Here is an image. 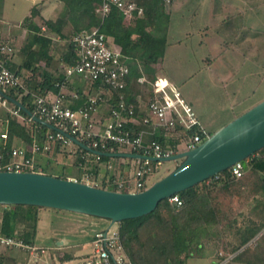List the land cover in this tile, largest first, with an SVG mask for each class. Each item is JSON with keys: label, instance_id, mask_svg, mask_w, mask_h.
Returning a JSON list of instances; mask_svg holds the SVG:
<instances>
[{"label": "trees", "instance_id": "1", "mask_svg": "<svg viewBox=\"0 0 264 264\" xmlns=\"http://www.w3.org/2000/svg\"><path fill=\"white\" fill-rule=\"evenodd\" d=\"M57 1L62 5V9L56 18H44L39 8L34 5L23 20L27 34L21 46L16 51L0 52V59L8 69L15 74L24 75L27 89L24 94L22 89L9 88L5 92L7 97L19 101L34 112L32 94L45 96L49 90L57 94L59 85L64 82L62 67L77 61L74 36L82 30L97 28L125 58L128 73L124 77V85L121 88L112 87L100 79L90 82L80 76H73L72 79H77L76 82L81 84L76 88L78 99L69 106L73 109L82 107L92 92L104 89L103 98L108 105L109 117L110 110L117 108L120 102L132 105L137 117L144 115L148 99L153 95L150 83L157 78L155 70L167 45L169 17L164 9L166 2L126 0L143 9L141 16L134 14L133 18L127 21V17L115 5H112L108 15L101 19L96 10L101 6L102 0ZM8 42L0 38V45ZM61 42L62 48L58 46ZM141 75L147 79L142 84L138 82ZM71 84L72 82H68V85ZM10 105L17 107L11 100ZM20 113L28 117L21 108ZM5 118L7 139L4 147L0 149L3 162L9 159L13 140H19L29 146L34 139L43 142L48 132L56 133L55 130L35 121L26 126L7 112ZM124 126L127 129L130 124L126 123ZM133 129L136 131L137 128ZM190 134H198L201 140L206 138L198 127L182 131V135L187 137ZM152 139L164 147H175L178 143V140L165 137L162 133L154 135ZM64 148L60 142H54L46 155L36 156L35 169L40 168L41 173L62 179L80 178L83 167L88 165L91 166L88 172L92 177L99 173L100 164L86 163L79 153L72 160V164L60 162L56 156L64 154ZM77 149L80 147L77 146ZM99 149L105 152H120L119 147L112 143ZM107 158L109 157L100 156L99 162ZM38 159H45L47 162L55 160L60 162L64 169L71 167L73 173L49 174L44 172V167ZM242 164L244 171L240 177H235L230 167L176 193L171 198L161 200L151 213L118 222L120 240L132 264H186L187 260L193 257L210 259L213 264L227 258L229 259L226 264H264V231L255 238L264 228V147L243 160ZM152 165H155V162H152ZM117 167L121 168L120 165ZM174 197L179 203L172 200ZM0 207L3 208L0 216L1 233L21 238L27 244H34L38 211L44 207ZM16 251L30 256L25 250ZM12 259V263L7 261L4 251H0V264L27 262L24 259L20 261L17 256ZM74 259L71 251L58 255L60 264Z\"/></svg>", "mask_w": 264, "mask_h": 264}, {"label": "built area", "instance_id": "2", "mask_svg": "<svg viewBox=\"0 0 264 264\" xmlns=\"http://www.w3.org/2000/svg\"><path fill=\"white\" fill-rule=\"evenodd\" d=\"M164 1L170 2V0ZM112 5L118 7L126 17H133L134 14L141 16L143 13V9L136 3L126 0H102L96 13L103 19L110 12ZM73 42L76 46L78 59L74 64L63 67L64 82L59 85V92L53 98L32 94L34 103V112L32 113L62 132L55 131V134L48 132L43 142L34 139L29 146H25L22 142L11 146L8 161L3 162V155L0 153V171L41 173L40 168L35 169L36 156L46 155L56 141L64 147H71L69 156L75 158L79 153L81 154L80 158L86 163L100 164L101 155L86 150V152H82L84 149L81 147L78 150V145L65 136L64 133H67L93 150L105 152L99 148H105L106 145L112 143L118 147L129 148L130 151L126 152L142 156L132 158L134 167L127 171L122 167L115 171L118 165L108 162L105 171L100 169L95 177H92L88 172V169L91 168L88 165L83 167L84 171L80 178L69 177L68 179L103 189L105 188L100 187L101 183L110 184L115 187L114 191L118 192H140L146 188L147 178L156 171V167L162 162L151 158L171 156L192 149L203 141L198 134L193 135L192 138L182 135V131L186 132L193 127H198L199 121L191 106L182 97L181 92L165 78L157 77L150 83L153 95L148 99L144 115L137 117L134 115L132 105L120 102L117 108L110 110L109 119L103 125H98L93 114L99 105L105 104L104 89L98 90L93 96L89 95L84 106L76 109L66 104L64 89L68 87V82L72 81L73 76H80L90 82L100 79L104 84L121 88L124 85V77L128 73V66L119 49L110 44L109 38L99 32L97 28L82 30L74 36ZM6 51L10 52L14 49L8 43L1 44L0 52ZM146 81L147 79L143 75L138 78L140 84ZM9 88L22 89L24 94L27 93L24 75L15 74L0 59V108L18 119L20 123L29 126L34 120L30 116H23L17 105V107L10 105V100L5 94ZM126 123L130 124L127 129L124 126ZM145 126L151 128L144 129ZM135 127L136 131L133 129ZM156 130H159L165 137L178 140V143L175 147H164L152 139ZM201 132L208 136L205 130L201 129ZM6 139V130H0V149L4 147ZM152 162H155V165H152ZM231 168L235 177H240L244 171L242 161L235 163ZM172 200L177 201V198L174 197ZM113 224L94 232L90 239V252L84 256L80 263L132 264L120 240L119 229ZM0 246L25 250L30 256L46 252L44 247L27 244L21 238L3 235L1 231ZM228 259L218 264H226Z\"/></svg>", "mask_w": 264, "mask_h": 264}, {"label": "rangeland", "instance_id": "3", "mask_svg": "<svg viewBox=\"0 0 264 264\" xmlns=\"http://www.w3.org/2000/svg\"><path fill=\"white\" fill-rule=\"evenodd\" d=\"M55 2L53 0H0V21L5 29L9 28L6 32L8 36L2 35L0 30V38H8L10 45L16 51L24 36L23 20L29 15L31 8L34 5L37 6L44 18H56L61 13L62 5L57 3L58 6H56ZM211 3L210 0L201 2L196 6L198 9L191 10L189 14L186 12L185 17L177 14L171 17L167 13L170 44L167 45L159 66L155 70L156 75L166 77L181 92L199 121L198 129L207 130L209 135L257 104L260 99H264V0H248V7L251 8L246 14L243 10H237L232 16L231 26L226 24V19L219 20L217 18L221 17L219 14L214 15L216 17L213 21L214 26L200 31V27L203 28L208 23L206 15L211 8ZM221 5V2L216 4V11L224 13L231 11L230 7ZM169 6L171 8V4L166 3L165 8ZM187 17L190 23L191 19L195 21L192 27L195 35L186 36L185 32L181 33L180 27L190 24ZM252 23L260 31L246 27ZM252 32L260 39L256 46L251 45L253 49L250 50L249 43L242 44V40L245 36H251ZM177 41L181 44L178 45ZM183 43L187 45L184 47ZM62 44L61 42L58 46L62 48ZM80 84L75 83L77 86ZM93 94L92 92L90 96ZM4 114L6 115V112ZM155 135H160V131L156 130ZM192 135L190 134L189 138H192ZM17 144V140H13L11 146ZM70 148L65 147L64 154H58L56 159L65 164H72L74 157L69 156ZM119 150L130 151L127 147H119ZM39 162L43 165L44 172L52 175L62 172L73 173L71 167L64 169L62 164L55 160L47 162L42 159ZM108 162L120 165L125 171L134 167L132 158L109 157L100 161V169L103 172ZM179 162L180 160L162 161L156 167V171L147 178L146 188L173 170ZM100 187L115 189L113 185L103 183ZM0 209L3 208L0 207ZM38 218L34 245L44 247L46 252L29 257L25 253L22 259L27 261L26 264H60L58 255L66 251H71L75 256L72 262L66 264H78L90 252V239L94 232L105 229L109 224L106 219L52 208H40ZM113 226L118 228V223H114ZM263 231L264 228L255 238ZM186 264L213 263L210 259L193 257L189 258Z\"/></svg>", "mask_w": 264, "mask_h": 264}, {"label": "water", "instance_id": "4", "mask_svg": "<svg viewBox=\"0 0 264 264\" xmlns=\"http://www.w3.org/2000/svg\"><path fill=\"white\" fill-rule=\"evenodd\" d=\"M35 122L60 131L38 118L19 101L9 98ZM62 132V131H60ZM86 151L107 157H142L131 152L93 150L64 133ZM264 147V99L217 129L194 148L152 160H180L152 185L136 193L118 192L38 172L0 171V205H32L89 215L109 221L141 217L171 198L215 174L230 168Z\"/></svg>", "mask_w": 264, "mask_h": 264}, {"label": "crops", "instance_id": "5", "mask_svg": "<svg viewBox=\"0 0 264 264\" xmlns=\"http://www.w3.org/2000/svg\"><path fill=\"white\" fill-rule=\"evenodd\" d=\"M54 2L55 1H57V0H53ZM206 1H208V0H171L170 1V3L169 4H171V8H170V6L167 8H165L166 9V13H168L169 14V16H171V17H173L174 16V14H177L178 16H182L183 15V17H185V14H186V12H187V14H189V12H191V10H195V9H198V7H196V6H198L201 2H206ZM212 3H211V8L207 11V21L206 22H208V23H206L207 25L206 26H204L203 28H201L200 27V31L201 30H207V28H209V26H214L215 24H214V22L213 21H215V16H217V15H219V14H221V17H217L219 20H221V19H226L225 21H226V24H228L229 26H231V20H232V16H233V14L235 13V12H237V10H243L245 13L244 14H246L248 11H249V9L251 8H249L248 6H249V3H248V0H210ZM219 2H221V6H225L226 5V7H230V10L231 11H229V12H226V13H224V12H219V11H216V4H218ZM56 3V6H58V5H61L60 4V2L59 1H57V2H55ZM57 3H59L58 5H57ZM203 4V3H202ZM244 6V7H243ZM207 7V6H206ZM252 7H253V5H252ZM214 11H216L215 13H214ZM243 11H241V12H243ZM240 12V11H239ZM43 15V14H42ZM215 15V16H214ZM229 17H231V18H229ZM51 18V17H50ZM131 18H133V17H127V21L129 20V19H131ZM188 19V22H189V17H187ZM195 18H197L196 16H195ZM172 20H173V18H171ZM222 20V21H223ZM194 20L193 19H191V23L190 24H188V25H186V26H181L180 28L182 29V31H181V33L182 32H185V35L186 36H188V35H195V32L193 33V25H194ZM0 30H1V33H2V35H6V36H8L7 34L8 33H6L7 32V30H9V28H7V29H5L4 28V25L2 24V22L0 21ZM170 26V25H169ZM169 26H168V34H167V37H166V39H168L167 40V45H169L170 44V41H169ZM259 26V25H258ZM3 27V28H2ZM246 27H248V29H250V30H252V29H255V31L256 30H258V31H260L259 30V28L257 29V26L255 25L254 26V24L252 23V24H249L248 26H246ZM23 29H24V36H23V38L25 37V35L27 34V30H26V25H24V27H23ZM3 30V31H2ZM4 30H6V31H4ZM230 30H232L231 28H230ZM187 31H188V33H187ZM233 33H234V30L233 31H231V34L233 35ZM185 36V37H186ZM180 38H182V37H180ZM8 39V38H7ZM6 39V40H7ZM251 39V40H250ZM259 37H257V36H255V33L254 32H252V35L251 36H245V38L242 40V44L243 43H249V45L251 46H256L257 45V43L259 42ZM253 40V41H252ZM8 41H9V39H8ZM184 41V40H183ZM182 41V42H183ZM250 41V42H249ZM9 43V42H8ZM255 43V44H254ZM177 44L178 45H180L181 44V42L180 41H177ZM184 44V47L187 45V43L185 44V43H183ZM200 44V43H199ZM166 45V48L168 47ZM21 46V45H20ZM19 46V47H20ZM250 46H248V48L250 49V50H252L253 48H252V46L250 47ZM36 48V47H35ZM181 48H183V47H181ZM166 50V49H165ZM165 53V52H164ZM61 67V64H60V66H59V68ZM63 68V67H62ZM60 72H61V68H60ZM157 77H160V76H158L157 75ZM161 78H165L167 81H168V79L166 78V77H162L161 76ZM76 81V80H75ZM73 79H72V84L71 85H68V87L67 88H65L64 89V93L66 94V104L67 105H69V104H71L73 101H76L77 99H78V94H77V91H76V88L78 87L77 85H75V82ZM168 82H170V81H168ZM172 84V83H171ZM173 85V84H172ZM87 91V90H86ZM54 95H55V93L53 92V91H51V90H49L47 93H46V96L48 97V98H53L54 97ZM260 100H262V99H260ZM259 100V101H260ZM258 101V102H259ZM5 111L2 109V108H0V130L1 131H5V124H6V118H5V114L3 115V113H4ZM107 113H108V105L107 104H101V105H99L98 107H97V109H96V111L94 112V114H93V117H94V120L96 121V123L98 124V125H103L108 119H109V116L107 115ZM153 122V121H152ZM151 127H149V126H145L144 127V129H150ZM207 131V130H206ZM17 142H18V144L19 143H21V141H19V140H17ZM23 143V142H22ZM38 161H39V159H38ZM118 170V167H116V170L115 171H117ZM1 212H2V209H0V216H1ZM60 243H62V242H60ZM58 246V245H57ZM0 251H4V254H5V258L7 259V261H9V262H11L12 263V258H15L16 259V256H17V258L20 260V261H22L23 259V256L22 255H24V253L22 252V254L20 253V252H18V251H16V249H3V247H1L0 246ZM14 255H16V256H14ZM70 262H72V261H70ZM69 263V262H68ZM237 264H239V263H237Z\"/></svg>", "mask_w": 264, "mask_h": 264}]
</instances>
